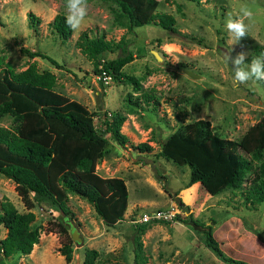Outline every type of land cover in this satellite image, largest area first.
<instances>
[{
    "label": "rangeland",
    "instance_id": "1",
    "mask_svg": "<svg viewBox=\"0 0 264 264\" xmlns=\"http://www.w3.org/2000/svg\"><path fill=\"white\" fill-rule=\"evenodd\" d=\"M157 1V9L174 18V32L152 24L128 30L111 20V3L90 0L82 26L72 30L67 39L59 40L47 24L56 13L67 15L61 0H0L2 64L20 71L35 61L38 70L55 75L57 92L82 103L94 114L93 125L107 140L96 171L105 177H121L127 190L122 219L112 226H106L93 208L74 194L67 195L68 212L63 215L56 210L50 213L46 205H35L31 227L39 232L38 242L27 254H0V264H80L86 248L98 252L94 264H142L134 258L137 241L144 264H230L219 260L190 223H184L188 215L211 225L212 236L226 256L247 264H264V202L243 201L236 190L209 195L198 183L186 186L188 167L178 166L158 153L163 140L181 124L205 119L220 137L238 139L248 126L264 117V81L237 85L231 63L225 66L222 59L227 52L233 58L246 53L245 63L256 57L254 48L264 45V0ZM242 4L248 5L254 16L246 21L247 36L233 44L225 21L229 13L238 15ZM28 12L37 18L33 25L28 22ZM84 30L89 36L103 34L105 40L114 43L122 39L136 54L121 71L138 79L140 91L111 75L108 84L96 80L95 72L102 61L115 58L121 51L115 48L87 57L75 45ZM22 49L40 51L59 67L40 57L31 58ZM141 91L152 94L157 104L144 106L140 102L137 107L128 101V95L134 101ZM103 113L108 120L113 113L124 116L120 127L128 139L124 147L103 132ZM9 123V117L0 118V126ZM141 142L151 149L140 152L132 147ZM3 196L16 210H24L14 183L0 175V198ZM171 208L178 219L148 222L136 237L133 219L141 212ZM56 222L65 226L69 237L74 232L80 240H71L69 262L57 251L63 238L55 230ZM5 233L0 224V239Z\"/></svg>",
    "mask_w": 264,
    "mask_h": 264
},
{
    "label": "trees",
    "instance_id": "2",
    "mask_svg": "<svg viewBox=\"0 0 264 264\" xmlns=\"http://www.w3.org/2000/svg\"><path fill=\"white\" fill-rule=\"evenodd\" d=\"M98 1L111 3V20L128 30L152 24L174 32V18L157 9V0ZM61 2L66 4V0ZM27 19L31 25L37 22L31 12L27 13ZM47 25L59 40L67 39L72 31L63 13H56ZM75 45L89 58L103 51L120 49V55L103 60L95 73L104 70L112 78L126 81L133 85L134 90L140 91L138 79L121 71L123 65L136 57L122 39L114 43L113 40H105L103 34L89 36L84 30L78 34ZM21 51L31 58L40 57L59 67L55 60L40 51ZM253 51L255 56H260L264 53V45L256 46ZM55 84V75L48 70H38L35 61L27 63L20 71H14L8 63H3L0 68V118H10L8 126H0V175L14 183L24 209L20 212L6 197L0 198V224L6 229L5 236L0 239L3 257L27 254L38 242L39 232L31 227L34 221L31 209L35 205H46L50 213L56 210L63 215L68 212L67 195L74 194L84 199L106 226L121 220L126 209L124 180L118 176H101L96 171L107 140L94 127V114L82 103L57 92ZM127 98L137 107L140 102L144 106L157 104V99L144 91L134 101L130 95ZM104 117L106 113H103L101 122L103 132L124 147L128 143L120 131L124 116L113 113L110 120ZM132 147L140 152L151 149L145 142ZM263 152L264 117H261L238 139L220 137L205 119L181 124L163 140L158 153L178 166L188 167L186 186L198 183L209 195L227 189L236 190L243 201L259 203L264 202ZM176 217L174 215L173 219H178ZM184 223H190L200 234L204 245L219 260L247 264L223 253L219 241L212 236L211 225L198 222L190 215ZM147 224H135L136 237ZM55 226L63 238L57 251L65 262H69L72 241L61 222H56ZM133 253L135 260L144 264L140 242H136ZM97 255L93 248L84 249L80 264H94Z\"/></svg>",
    "mask_w": 264,
    "mask_h": 264
},
{
    "label": "clouds",
    "instance_id": "3",
    "mask_svg": "<svg viewBox=\"0 0 264 264\" xmlns=\"http://www.w3.org/2000/svg\"><path fill=\"white\" fill-rule=\"evenodd\" d=\"M66 24L70 29H79L88 14L87 0H66ZM254 16L251 8L242 4L239 14L233 16L228 14L225 21V28L233 38V44L239 42L247 36L249 25L246 21H251ZM223 63L229 67L233 80L237 85L246 84L252 81H264V53L260 56L252 57L250 63H245L246 53H238L234 58L227 52L223 55Z\"/></svg>",
    "mask_w": 264,
    "mask_h": 264
},
{
    "label": "built area",
    "instance_id": "4",
    "mask_svg": "<svg viewBox=\"0 0 264 264\" xmlns=\"http://www.w3.org/2000/svg\"><path fill=\"white\" fill-rule=\"evenodd\" d=\"M96 80L103 83L108 84L110 81V75L102 70L99 74L96 75ZM174 218V212L171 209L169 210H161L155 209L153 211H143L136 218L133 219L135 223H148L153 221H167L171 222Z\"/></svg>",
    "mask_w": 264,
    "mask_h": 264
},
{
    "label": "water",
    "instance_id": "5",
    "mask_svg": "<svg viewBox=\"0 0 264 264\" xmlns=\"http://www.w3.org/2000/svg\"><path fill=\"white\" fill-rule=\"evenodd\" d=\"M151 52H152L153 56H154L156 59H160V57L158 56V54H157L156 51H153V50H152ZM186 72H187V74H188L189 76H192V75H193L192 72H189V71H186ZM185 209H186V212H188V208L185 207ZM70 238H71V240H72L73 242H76V243H78V242L80 241L78 238L75 237L74 232H71V234H70Z\"/></svg>",
    "mask_w": 264,
    "mask_h": 264
}]
</instances>
